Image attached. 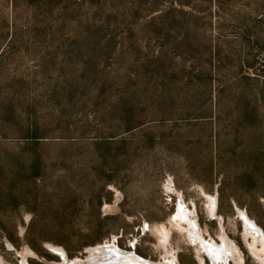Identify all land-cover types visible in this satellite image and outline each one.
I'll list each match as a JSON object with an SVG mask.
<instances>
[{"label":"rangeland","instance_id":"374dc122","mask_svg":"<svg viewBox=\"0 0 264 264\" xmlns=\"http://www.w3.org/2000/svg\"><path fill=\"white\" fill-rule=\"evenodd\" d=\"M186 210L264 264V0H0V264H211Z\"/></svg>","mask_w":264,"mask_h":264},{"label":"bare ground","instance_id":"6f19581e","mask_svg":"<svg viewBox=\"0 0 264 264\" xmlns=\"http://www.w3.org/2000/svg\"><path fill=\"white\" fill-rule=\"evenodd\" d=\"M177 215L179 216V218H183L186 220V223L188 225L187 234L189 235L190 240L192 241V243L195 244L199 251L203 250L208 255V257L211 259V264H228L230 259L231 261L234 260L236 263H238V257L235 254V249L231 246V244H229L230 242L228 243L222 237H220L222 238V242L220 244L211 239L203 238L200 234V230L196 221L188 217L187 210L186 212L180 211L179 213H177ZM242 216H244V214H242ZM243 221H245V227L247 231L251 232V237L253 241L251 242L252 245L254 246L255 240L260 242L263 248V250H260V258H262L261 260L264 262V235L262 234V231L258 227L254 226L253 223L247 218V216L246 218L244 216ZM51 248L55 252L60 253L61 256L63 255L62 262L64 263V252L57 247ZM86 258V260H81V258H75L73 259L72 264H91L95 262L104 261L106 259L113 261L112 264H175L171 259H164V261L156 263L143 260L134 253H129L116 248L114 241H111L110 244H101L90 248L89 255ZM21 264H24V261ZM199 264H203L202 259H199Z\"/></svg>","mask_w":264,"mask_h":264},{"label":"water","instance_id":"95a60500","mask_svg":"<svg viewBox=\"0 0 264 264\" xmlns=\"http://www.w3.org/2000/svg\"><path fill=\"white\" fill-rule=\"evenodd\" d=\"M113 241V240H112ZM105 263H107V262H103V263H101V264H105Z\"/></svg>","mask_w":264,"mask_h":264}]
</instances>
